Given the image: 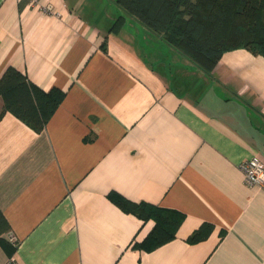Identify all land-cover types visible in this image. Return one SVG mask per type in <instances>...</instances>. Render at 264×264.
Here are the masks:
<instances>
[{"label": "crops", "instance_id": "1", "mask_svg": "<svg viewBox=\"0 0 264 264\" xmlns=\"http://www.w3.org/2000/svg\"><path fill=\"white\" fill-rule=\"evenodd\" d=\"M51 1L0 0V77L14 66L65 91L42 131L0 118L17 245L0 264H264V188L241 168L264 161V56L227 50L208 73L115 0ZM111 192L184 214L175 237L135 247L155 221ZM204 222L211 233L189 241Z\"/></svg>", "mask_w": 264, "mask_h": 264}, {"label": "trees", "instance_id": "2", "mask_svg": "<svg viewBox=\"0 0 264 264\" xmlns=\"http://www.w3.org/2000/svg\"><path fill=\"white\" fill-rule=\"evenodd\" d=\"M126 14L134 16L166 43L179 50L206 72H211L222 54L246 48L264 56V0H115ZM125 20L119 15L112 30ZM3 107L0 118L9 111L36 131L45 124L65 97L58 87L44 90L14 66L0 77ZM110 198L123 210L155 224L135 247L153 249L175 237L184 218L181 212L149 202H134L119 193ZM214 226L204 222L189 237L191 242L206 238ZM10 225L0 209V248L12 256L17 245L8 237Z\"/></svg>", "mask_w": 264, "mask_h": 264}, {"label": "built area", "instance_id": "3", "mask_svg": "<svg viewBox=\"0 0 264 264\" xmlns=\"http://www.w3.org/2000/svg\"><path fill=\"white\" fill-rule=\"evenodd\" d=\"M41 5L47 9H51L52 1L48 0L46 4H41ZM241 168L244 172L245 181L247 184L251 186H259L264 188V161L262 159H260L258 156H253L245 160L241 164ZM10 238L12 239V237ZM5 264H18V263L13 257H11L8 259V261Z\"/></svg>", "mask_w": 264, "mask_h": 264}]
</instances>
